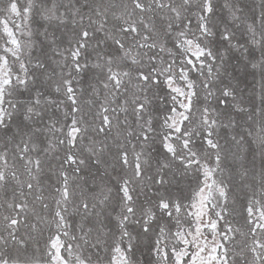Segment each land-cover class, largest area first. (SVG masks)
I'll use <instances>...</instances> for the list:
<instances>
[{"label": "snow or ice", "instance_id": "obj_1", "mask_svg": "<svg viewBox=\"0 0 264 264\" xmlns=\"http://www.w3.org/2000/svg\"><path fill=\"white\" fill-rule=\"evenodd\" d=\"M0 264H264V0H0Z\"/></svg>", "mask_w": 264, "mask_h": 264}]
</instances>
